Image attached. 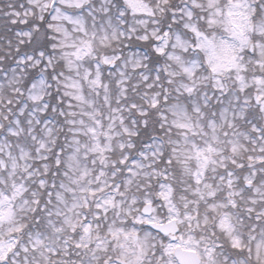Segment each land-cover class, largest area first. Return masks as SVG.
I'll use <instances>...</instances> for the list:
<instances>
[{
	"label": "snow or ice",
	"instance_id": "snow-or-ice-1",
	"mask_svg": "<svg viewBox=\"0 0 264 264\" xmlns=\"http://www.w3.org/2000/svg\"><path fill=\"white\" fill-rule=\"evenodd\" d=\"M0 264H264V0H0Z\"/></svg>",
	"mask_w": 264,
	"mask_h": 264
}]
</instances>
